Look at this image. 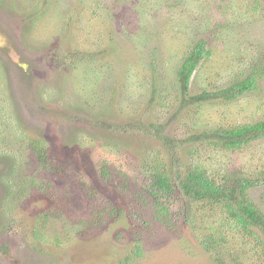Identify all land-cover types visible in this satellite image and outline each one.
Wrapping results in <instances>:
<instances>
[{
	"label": "rangeland",
	"instance_id": "374dc122",
	"mask_svg": "<svg viewBox=\"0 0 264 264\" xmlns=\"http://www.w3.org/2000/svg\"><path fill=\"white\" fill-rule=\"evenodd\" d=\"M199 42L210 54L192 95L241 79V62L264 59V0H0V264H216L201 244L211 220L189 227L152 207L163 142L142 135L264 120V78L235 102L179 107L174 72ZM227 166L263 177L264 137ZM250 194L264 211V183ZM253 243L240 234L230 247L247 259Z\"/></svg>",
	"mask_w": 264,
	"mask_h": 264
},
{
	"label": "trees",
	"instance_id": "16d2710c",
	"mask_svg": "<svg viewBox=\"0 0 264 264\" xmlns=\"http://www.w3.org/2000/svg\"><path fill=\"white\" fill-rule=\"evenodd\" d=\"M209 54L210 51L205 48L204 43H196L187 51L174 72L177 84L174 88H178L180 92L179 97L176 96L179 107L188 108L210 102L223 104L235 102L255 90L259 81L264 78V59L257 57L256 61L250 57L247 61L241 62L247 66V71L243 72L244 76L241 79H234L223 88L208 84L207 87H200L202 93L192 95L191 79ZM29 74L26 67L25 75ZM31 77L27 76L26 79L29 80ZM149 85L150 97H154L155 84ZM212 89L216 90L209 92ZM170 106L169 104V110ZM165 126L162 123L157 125L153 123L148 126L152 134L146 130L142 134L144 138L153 137L163 142L162 151L155 150L153 157L149 159L152 175L147 187L152 207L157 214L163 221L180 219L189 227H196L211 220L209 225L211 233L201 235V244L215 257L216 264H264V211L250 194L251 188L264 183V175L252 178L238 170L228 169L227 166V162L237 150L244 149L251 140L264 137V120H255L252 123L229 121L212 129L205 128L201 132L187 131L181 141L167 135L164 137L161 128ZM118 128L120 129L119 126ZM193 128L195 127L189 129ZM40 143L31 141L30 145L32 144L34 150L41 155L45 151ZM209 151L214 153L215 163H212L214 158L207 161L210 154L206 152ZM9 154L14 153L10 151ZM205 154L207 155L204 156ZM79 163H82L80 159ZM211 164H215V168L210 167ZM12 177H9V189L11 191L21 189V184ZM84 179L90 183L99 182L92 179L89 170ZM96 216L99 218L98 221L106 223L102 217ZM240 234L254 239L253 245L244 251L247 259H244L245 253L242 256L240 252H233L230 247L233 244V237ZM243 241L246 242L244 239ZM4 250L6 249L3 244H0V252ZM136 254L140 255L138 245ZM128 257L122 259L121 264H131L132 260Z\"/></svg>",
	"mask_w": 264,
	"mask_h": 264
}]
</instances>
